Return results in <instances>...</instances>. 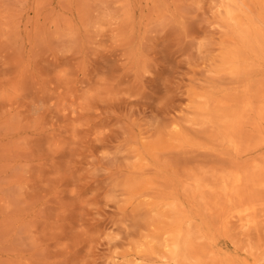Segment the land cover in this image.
Here are the masks:
<instances>
[{
    "label": "rangeland",
    "instance_id": "rangeland-1",
    "mask_svg": "<svg viewBox=\"0 0 264 264\" xmlns=\"http://www.w3.org/2000/svg\"><path fill=\"white\" fill-rule=\"evenodd\" d=\"M0 264H264V0H0Z\"/></svg>",
    "mask_w": 264,
    "mask_h": 264
}]
</instances>
